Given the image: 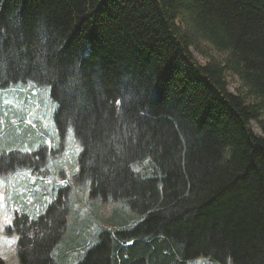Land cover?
I'll return each instance as SVG.
<instances>
[{"label":"trees","instance_id":"trees-1","mask_svg":"<svg viewBox=\"0 0 264 264\" xmlns=\"http://www.w3.org/2000/svg\"><path fill=\"white\" fill-rule=\"evenodd\" d=\"M21 83L49 91L53 147L0 109V176L65 179L68 135L90 213L55 187L10 229L20 264H264V0H0V91Z\"/></svg>","mask_w":264,"mask_h":264},{"label":"rangeland","instance_id":"rangeland-1","mask_svg":"<svg viewBox=\"0 0 264 264\" xmlns=\"http://www.w3.org/2000/svg\"><path fill=\"white\" fill-rule=\"evenodd\" d=\"M178 26L183 29L181 24H178ZM200 49L204 51V55L194 48L190 49L194 58L200 64L205 65L211 60L222 63L225 59L224 54L217 52L215 48L206 42H201ZM227 85L229 93L233 95L243 90L242 83L233 75L227 78ZM0 109L3 117H5V120H2L3 125L8 122L15 128L20 127V125H31L37 130V136L43 137V141L50 138L48 136L50 130H56L52 120L55 109L49 96V91L46 88H38L29 83H21L15 85V87L10 90L0 91ZM20 118L23 120H20ZM252 129L258 136L264 137V132L259 123L252 122ZM13 133L18 137V135L25 133V128L18 129L17 131L11 130V135ZM65 136V138L62 137L60 144L66 151L61 154V157H59L57 163L54 164L55 167L52 169V171H54L57 166L61 167L66 175L65 179L59 178L58 175L54 176L51 174V176H49L50 178L45 180L46 182L44 183L38 181L39 178L35 175L29 174L30 172H21L5 177L0 176V197H2V199H0V259L4 264H20L17 248L18 237L15 232H10V229H13L17 216L28 215L31 219L37 218L45 211L46 204H51L50 195L53 196L55 194V187L61 186L70 189V198L74 195H78L79 201L84 203L82 208L83 212L85 214L90 213V209L85 205L87 196L85 192H81L78 188V184H76L74 178V175L77 174L79 169L77 158L81 153V148L75 142L72 131L69 132V136L76 144H69L68 135ZM8 141L9 139H6L3 143L7 144ZM45 143L47 147H53V143L50 142L49 139H47ZM38 146L39 144H36L34 148ZM24 148L26 149V147H23V149ZM77 154L78 156L75 158ZM66 179H68V181H66ZM62 181H66V183H60ZM36 183H43V185L41 186ZM35 200L38 201L39 205L35 204ZM112 209L113 206L107 203L101 206L99 211L102 213L103 210L101 216L102 227L105 225L107 226L104 219L111 214ZM189 264L220 263L207 259H199Z\"/></svg>","mask_w":264,"mask_h":264},{"label":"snow or ice","instance_id":"snow-or-ice-1","mask_svg":"<svg viewBox=\"0 0 264 264\" xmlns=\"http://www.w3.org/2000/svg\"><path fill=\"white\" fill-rule=\"evenodd\" d=\"M117 103H119V102H117ZM0 199H2V197H0Z\"/></svg>","mask_w":264,"mask_h":264},{"label":"bare ground","instance_id":"bare-ground-1","mask_svg":"<svg viewBox=\"0 0 264 264\" xmlns=\"http://www.w3.org/2000/svg\"><path fill=\"white\" fill-rule=\"evenodd\" d=\"M37 138V137H36Z\"/></svg>","mask_w":264,"mask_h":264}]
</instances>
